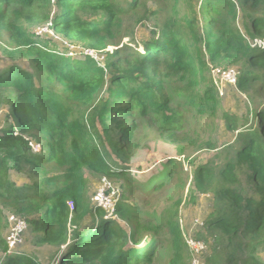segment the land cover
<instances>
[{"label": "trees", "instance_id": "1", "mask_svg": "<svg viewBox=\"0 0 264 264\" xmlns=\"http://www.w3.org/2000/svg\"><path fill=\"white\" fill-rule=\"evenodd\" d=\"M0 49V264H191L180 207L209 195L202 263L264 264V107L222 111L211 77L236 69L264 106V0H0ZM192 119L208 121L194 136ZM142 122L179 155L184 143L211 153L190 159L185 199L170 193L185 186L177 159L157 178L133 175ZM94 179L120 188L113 216L92 202ZM8 211L53 248L47 262L9 251Z\"/></svg>", "mask_w": 264, "mask_h": 264}, {"label": "rangeland", "instance_id": "2", "mask_svg": "<svg viewBox=\"0 0 264 264\" xmlns=\"http://www.w3.org/2000/svg\"><path fill=\"white\" fill-rule=\"evenodd\" d=\"M136 38L139 41L142 39H148L149 38L148 31H146L145 29H141L137 34ZM126 42H128V39L125 40V43ZM71 47H75V46H71ZM75 48L76 49H73L72 51L76 52L77 55H81V56L86 55V49L83 50L79 46ZM87 57H91V56L87 55ZM7 62L9 63V61H7L3 56L2 51L0 49V69L3 68L5 65H7ZM218 70L220 71H217V69H215L211 77L215 81L218 91L220 90V93L218 94L221 101L222 111L234 112V113H238L239 115H242L246 113V111L248 110L247 109L248 106L254 110L256 108H258L259 110L263 109L264 106H260L261 99L258 96H256L254 92H247V93L241 92L238 89L236 83H235L236 85L233 84L231 85L230 83H228V82L232 83L234 81H238L235 78V74L237 73L236 69H230V70L218 69ZM189 122H190L189 133L192 136L194 135L191 132L195 131V127H197V125L199 127V125H204V124L206 125L208 123L206 119H199V124L197 121L193 119L189 120ZM139 128L140 129L138 130V132L140 135L141 150L131 161V168L133 171L132 172L133 175L136 177V179L140 181H147L149 179L151 180L154 177L157 178L158 176H160L161 174L167 171L166 165L170 160L177 159L180 163L183 164L184 169H183L182 180L185 183V186H183V184L176 183L173 186H171L170 193L173 195L174 199H178L180 197H183V199H185V195L188 192L189 185L192 179L191 162L193 161V159L194 160L196 159L197 161H199V159L201 158L206 159L207 154H211V153L205 152L203 150H197L194 148L195 145H189L187 143H184L183 144L184 152L186 151L187 152L179 155L175 150V145L172 144L168 140V138L165 137L161 138V135L157 133V127H153L147 124L146 122H142ZM219 128L220 127H217V131H219ZM177 133L181 134V131H178ZM226 135L227 133H223L221 135V139H224ZM190 159L192 161H190ZM99 183L100 182L98 179H94L92 192L90 196L94 204H95V202L93 201L94 192L96 191V188L99 185ZM166 202H168L167 198L162 195V200L159 202V205H156L153 208V210H156L161 213L162 212L161 209L165 207ZM212 203H213V196L209 195V196H202L199 200V203L195 206L184 205L180 207L181 212L179 218L180 219L179 226L180 229L184 232V235L186 237L184 238L185 245H187L186 239L189 237L195 238L196 230L201 229L203 222L206 220V214L212 210ZM13 215L14 214H12L10 211L6 213L7 227L3 230V235L6 238L7 244H8V238L11 236L14 226ZM123 225L124 227H126L125 224ZM33 244L34 242H32L30 236V228L28 224H26V228L21 234V241L20 243L17 244L14 250L18 251V253L22 255L25 254L30 255L31 253H37L40 259H43L44 262H47V256L51 257L48 254L52 253L53 248L50 247L38 248L37 245H33ZM206 249L208 248L204 246L203 252H205ZM188 252L190 251L188 250L185 253V258L189 263ZM198 256L199 254L192 253V260H190L191 263L193 259L195 262H202ZM261 257L264 258V253H262ZM167 260H168V256L165 255L163 262Z\"/></svg>", "mask_w": 264, "mask_h": 264}, {"label": "built area", "instance_id": "3", "mask_svg": "<svg viewBox=\"0 0 264 264\" xmlns=\"http://www.w3.org/2000/svg\"><path fill=\"white\" fill-rule=\"evenodd\" d=\"M47 33H52L50 29V24L45 26V28H40L38 30L39 35L47 34ZM73 49H76L75 47H71L70 50V55L71 56H78L76 52L72 51ZM113 51V49H111ZM91 56L93 57L97 62L100 64L104 63L106 57L104 54L101 52L95 51V50H86V55L84 56ZM214 71V70H213ZM217 71H220L217 69ZM225 72V71H224ZM235 78H237V73L235 74ZM230 80V79H228ZM231 85H236L237 81L234 82H228ZM32 147L36 153H41L42 149L40 146L32 144ZM121 197V190L120 188L111 182L108 179H103L102 182L97 186L96 191L94 193L93 201L95 202V205L102 208L105 210L109 216H113L115 213V208L116 205L118 204L119 200ZM73 207V206H71ZM13 221H14V226L12 230L11 236L8 238V247L9 251H15L14 248L17 246L18 243L21 241V234L26 228V220L18 217L16 215H13ZM184 238L185 235H184ZM187 247L190 250V253L192 254H199V258L201 254L203 253L204 246L206 247V244L202 241L196 240L194 237H189L186 239ZM204 245V246H203ZM203 264L202 262H195L194 259L191 264Z\"/></svg>", "mask_w": 264, "mask_h": 264}]
</instances>
